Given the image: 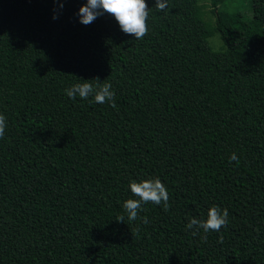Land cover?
Returning a JSON list of instances; mask_svg holds the SVG:
<instances>
[{"label":"trees","instance_id":"trees-1","mask_svg":"<svg viewBox=\"0 0 264 264\" xmlns=\"http://www.w3.org/2000/svg\"><path fill=\"white\" fill-rule=\"evenodd\" d=\"M211 2L231 20L146 0L135 40L107 13L81 24L87 0H0V264H264V0ZM96 78L116 107L65 95ZM155 178L170 210L117 223ZM212 206L228 224L202 241L186 225Z\"/></svg>","mask_w":264,"mask_h":264},{"label":"clouds","instance_id":"clouds-1","mask_svg":"<svg viewBox=\"0 0 264 264\" xmlns=\"http://www.w3.org/2000/svg\"><path fill=\"white\" fill-rule=\"evenodd\" d=\"M60 7L62 8L63 4ZM168 7V0H155L154 8L157 11L167 15ZM150 11L146 0H87V4L80 8L77 15L80 17L79 22L87 26L107 13L115 18L123 33L133 36L135 40H142L149 32L147 20ZM53 19H58V16L54 15ZM81 81L83 82L73 84L65 89V95L68 98L76 100L79 97L81 100H87L92 97L94 103H109L111 107H116L115 92L112 90V85L105 82L106 80L103 83L99 81V78ZM6 128L7 118L0 114V139H3ZM232 161L239 165L240 161L236 153H232L230 162ZM129 188L135 198L123 202L124 214L117 217V223L135 222L137 219H142L143 223L147 224L149 221L146 216L139 217L140 211L143 210L142 206L147 203L162 205L165 212L170 210L168 190L159 178L146 179L141 182L132 180ZM228 217L227 208L221 209L219 206H212L208 210L205 220L190 218L186 230H191L193 236L200 235L202 230L204 235H201L200 238L202 241H206L209 232H220L227 226ZM138 231L139 229L131 230L133 237L138 234ZM219 242L223 243L222 237Z\"/></svg>","mask_w":264,"mask_h":264},{"label":"rangeland","instance_id":"rangeland-1","mask_svg":"<svg viewBox=\"0 0 264 264\" xmlns=\"http://www.w3.org/2000/svg\"><path fill=\"white\" fill-rule=\"evenodd\" d=\"M198 1V6L200 7L201 11L204 12V17L205 19L208 21V23H211L213 25L216 24V20L219 16V13L222 15V16H225L226 15V19L227 20H231L230 17H228L229 15L225 14L221 11V9L219 10L218 8H216V11L214 12V7L212 5V2L211 0H197ZM237 3L238 6H240V8L242 10H244V8L246 7V5H244L242 3V0H237ZM220 5V4H218ZM221 41L220 40H217L216 38L215 39H210V44L213 46V48L215 50H221Z\"/></svg>","mask_w":264,"mask_h":264}]
</instances>
